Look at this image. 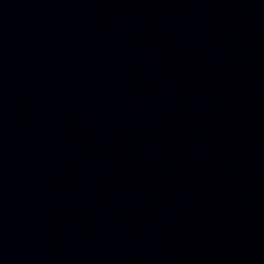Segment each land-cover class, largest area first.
Wrapping results in <instances>:
<instances>
[{
  "label": "water",
  "instance_id": "1",
  "mask_svg": "<svg viewBox=\"0 0 264 264\" xmlns=\"http://www.w3.org/2000/svg\"><path fill=\"white\" fill-rule=\"evenodd\" d=\"M0 264H264V0H0Z\"/></svg>",
  "mask_w": 264,
  "mask_h": 264
}]
</instances>
